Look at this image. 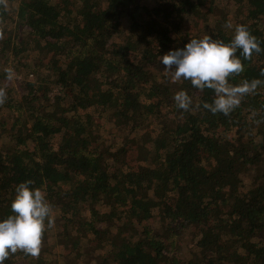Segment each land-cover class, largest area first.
<instances>
[{
  "label": "trees",
  "instance_id": "trees-1",
  "mask_svg": "<svg viewBox=\"0 0 264 264\" xmlns=\"http://www.w3.org/2000/svg\"><path fill=\"white\" fill-rule=\"evenodd\" d=\"M234 12L262 51L230 83H261L228 115L179 109L214 93L159 55L228 42ZM0 88V219L24 181L53 208L39 253L5 264H264V0H0Z\"/></svg>",
  "mask_w": 264,
  "mask_h": 264
},
{
  "label": "clouds",
  "instance_id": "clouds-1",
  "mask_svg": "<svg viewBox=\"0 0 264 264\" xmlns=\"http://www.w3.org/2000/svg\"><path fill=\"white\" fill-rule=\"evenodd\" d=\"M225 27L232 29L228 42L204 35L187 40L181 48L159 55L163 70L169 72L174 81L186 80L198 90L211 89L214 93L210 103L194 104L192 97L180 90L173 97L179 109L190 111L194 107H202L213 114L228 115L239 106L245 95L253 93L261 83L259 80L242 81L239 85L230 83V77L243 71L240 57L247 59L262 49L247 26L234 27L226 23ZM13 75V70L8 69V79ZM5 98L6 92L0 88V103ZM10 209L11 213L0 219V264H5L10 253L18 250L37 255L43 234L52 225V205L46 193L32 187L31 181L16 186Z\"/></svg>",
  "mask_w": 264,
  "mask_h": 264
},
{
  "label": "rangeland",
  "instance_id": "rangeland-1",
  "mask_svg": "<svg viewBox=\"0 0 264 264\" xmlns=\"http://www.w3.org/2000/svg\"><path fill=\"white\" fill-rule=\"evenodd\" d=\"M233 5H234V2H233V1H227V2L225 3V6L219 8L216 12H214V14H215L216 16L220 15L221 9H223V8H224L225 10L231 11V8H230V7H232ZM234 16H235V12L233 13L232 17H230V18H223V17H222V18H220V19H221L222 21H224V22L231 23V22L234 20ZM234 27H235V26H234ZM159 67H160V68H159ZM162 67H163V66H162L159 62H157L153 68H158V71H157V72L160 71V72L163 73L164 75H167L168 77H170L171 74H170L169 72H164V70H163ZM162 70H163V71H162ZM13 73H14V75L17 74V72L14 71V70H13ZM31 77H33V76H31ZM106 122H107V125H106L105 129H109V128L111 129V128L113 127V126L111 125V122H110V121H106ZM102 126H103V124H102ZM105 129H103V132H104V134H105V136H106V131H105ZM113 131H115V133H116V130H113ZM110 139H112V141H116L117 143L120 142L119 135H117V137H115V139H113V134L111 133V134H110ZM159 224H160V222L158 221V218L153 219V223H152L153 226H157V225H159ZM188 234L191 235L190 233H188ZM188 234L186 233L185 239H184V241H183V245H184L183 253L181 252V254H182L183 256L189 255V254L193 253V251H194V249H193V245H192L191 242L189 241L190 238L188 237Z\"/></svg>",
  "mask_w": 264,
  "mask_h": 264
}]
</instances>
